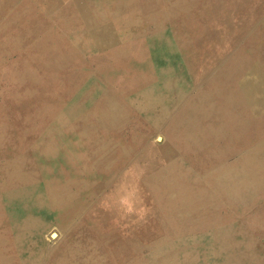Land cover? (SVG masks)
I'll use <instances>...</instances> for the list:
<instances>
[{
    "label": "rangeland",
    "instance_id": "374dc122",
    "mask_svg": "<svg viewBox=\"0 0 264 264\" xmlns=\"http://www.w3.org/2000/svg\"><path fill=\"white\" fill-rule=\"evenodd\" d=\"M0 239V264H264V0H0Z\"/></svg>",
    "mask_w": 264,
    "mask_h": 264
},
{
    "label": "bare ground",
    "instance_id": "6f19581e",
    "mask_svg": "<svg viewBox=\"0 0 264 264\" xmlns=\"http://www.w3.org/2000/svg\"><path fill=\"white\" fill-rule=\"evenodd\" d=\"M28 50V49H27ZM28 57H32L33 61H34V65L36 64L38 66L37 63H39L41 65V72H40V77L38 78V81H36L34 84H38L41 88L40 90V93H42L44 96L45 95H53V96H56L58 97L60 100L64 98L63 95L66 94L65 92V87L68 86L69 82L72 81V80H77V77L74 76V75H71V74H68L65 72V74H62V67L63 65H65L66 63H63L62 60H65L63 58H65V56L58 52L57 55H58V58L56 57L55 58V63H54V66L52 68V71L50 70V68L48 69L47 65L45 64V59L43 60V56L45 54V49L44 51L40 54V57L38 59L37 62H35V53L33 51H28ZM68 54V53H67ZM72 58L75 57V59L77 58L75 54H71ZM74 59V60H75ZM57 61H60V63L58 64ZM73 61V60H72ZM78 61V60H77ZM67 62V60L65 61ZM70 62V61H69ZM75 62V61H74ZM42 63V64H41ZM71 66V65H70ZM73 67V66H72ZM56 68L61 71V74L58 73L56 76H55V81H52L51 79H49V75L47 72L51 73V74H55L56 73ZM67 68V67H66ZM68 69V68H67ZM80 71V70H79ZM54 80V79H53ZM10 82V81H9ZM83 83V82H82ZM84 85L83 84H80V83H76V85L74 86V92L77 94V92L82 88V86ZM72 89V87H71ZM73 91V90H72ZM24 92V94H23ZM35 92V89H33V87H26L24 88L21 93L23 94V96L25 95V97L27 98L28 96V100H31L32 97H33V94ZM71 92V91H70ZM107 94H109V91H106ZM16 94V93H14ZM20 94V93H19ZM109 95H112V97L114 98L112 101L115 102V96L110 92ZM20 96L22 97V95L20 94ZM27 101V100H26ZM97 102V101H96ZM95 102V103H96ZM94 103V104H95ZM98 103V102H97ZM57 104H60V102H57ZM99 109L97 110H91V107L93 106H88V109L86 108L85 111H84V114L83 117H81L82 115L79 114V110H73V112L71 111V115H74L73 118H76V119H79L81 118L82 120L84 119L85 121H95L99 118H103L105 116V113L108 112L109 109H107L104 105V102L102 103H98ZM61 106L64 107L63 105V102L61 100ZM74 108V107H73ZM25 111V108H23L22 106V109H19L16 111V113H14V115L17 117V118H20V116L22 115V113ZM107 114V113H106ZM64 121V118L63 119H57L55 120V123L57 125H59V127H62V125H64L63 122ZM107 123H105V125H102L101 127L103 126H106ZM112 126H115L114 124ZM36 131L38 130H32V131H29V133L32 134H35L37 133ZM98 138H102L103 140H100ZM95 139H98L100 140L101 142H104L106 140V136L105 135H97L95 136ZM98 145V143L96 144ZM92 147H95V145H90ZM0 243L2 244H5V241H3V239H0Z\"/></svg>",
    "mask_w": 264,
    "mask_h": 264
}]
</instances>
